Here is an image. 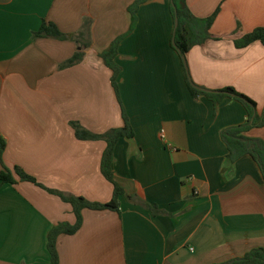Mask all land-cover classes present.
<instances>
[{"label":"crops","instance_id":"0c3cea01","mask_svg":"<svg viewBox=\"0 0 264 264\" xmlns=\"http://www.w3.org/2000/svg\"><path fill=\"white\" fill-rule=\"evenodd\" d=\"M136 1L0 0L3 163L49 189L109 203L114 185L101 171L107 143L79 140L71 123L104 134L124 127V108L135 137L114 152L113 172L126 191L121 214L84 210L79 232L59 237V264H224L264 249L263 175L250 156L229 163L222 139L247 112L232 99L215 106L191 95L173 48L171 0L143 4L119 47L120 103L100 54L129 32ZM186 1L198 18L218 11L213 40L186 55L192 81L209 91L234 88L261 114L264 46L238 49L234 41L264 27V0ZM85 19L92 22L85 59L61 70L77 43L34 33L44 21L79 33ZM246 135L264 140V127ZM76 221L70 204L32 183L0 186V264H49L50 231Z\"/></svg>","mask_w":264,"mask_h":264},{"label":"trees","instance_id":"16d2710c","mask_svg":"<svg viewBox=\"0 0 264 264\" xmlns=\"http://www.w3.org/2000/svg\"><path fill=\"white\" fill-rule=\"evenodd\" d=\"M150 0H137L129 7L132 23L127 34L118 37L112 42L111 46L100 54L105 66L112 71L111 83L120 100L119 93V78L122 73L121 66L117 63L119 55V47L122 41L131 35L138 23V12L141 6ZM171 13L176 21L179 20V25L174 33L173 48L179 52L183 68L185 71V79L191 95L198 99L206 97L214 103L215 106L220 105L226 99H232L241 103L247 112V121L240 126L232 127L222 133V139L228 148L227 160L231 164H235L240 159L250 156L259 166L264 179V140L249 138L246 134L254 128L264 127V109L261 114L258 113V104L250 97L237 92L234 88H225L220 91H201L194 88L188 78L183 56L196 46L205 44L209 40H213L210 33L217 17L218 11L208 18L196 17L187 5L186 0H171ZM92 22L84 21L82 30L75 34L63 33L56 24L44 21L40 30L34 33V39L51 38L61 41H73L78 45L77 53L63 65L61 70L71 68L84 61L85 51L91 46L90 28ZM238 49H246L255 43H261L264 46V27L257 28L252 32L244 35L242 38L234 41ZM202 88V87H201ZM204 89V88H203ZM209 91V90H208ZM124 127L112 129L104 134H93L85 130L79 123H71L76 136L79 140L84 141H105L107 149L102 158L101 171L103 176L114 185L113 199L109 203L90 202L83 197H76L66 193L52 190L40 184L34 177L27 174L22 168H8L3 163V155L6 149V142L0 138V162L2 171L0 172V186L11 184L16 185L18 182H29L37 187L45 190L51 195L59 197L65 203L72 206L76 215L77 221L74 225L63 222L55 227L49 233L47 249L50 253L51 260L49 264H59L58 240L62 235L73 236L79 232L83 225V211L86 209L93 211H112L121 214V198L126 195L125 189L116 180L113 172L114 152L118 142L122 139H133L135 132L131 126L129 117L123 108ZM151 211L153 215H158L157 207L150 205L144 206ZM224 264H264V249L258 248L250 251L244 257L232 260Z\"/></svg>","mask_w":264,"mask_h":264},{"label":"water","instance_id":"95a60500","mask_svg":"<svg viewBox=\"0 0 264 264\" xmlns=\"http://www.w3.org/2000/svg\"><path fill=\"white\" fill-rule=\"evenodd\" d=\"M178 25H179V20H178V18H176V21H175V32H176V30H177V28H178ZM183 61H184L185 68H186V71H187V75H188V78H189V81H190L191 85H192L194 88L198 89V90L206 91V92H210V91H208V90H206V89H203V88H201V87H199V86H197V85L194 84V82H193L192 79H191V75H190L189 67H188V64H187V59H186L185 56H183Z\"/></svg>","mask_w":264,"mask_h":264},{"label":"rangeland","instance_id":"374dc122","mask_svg":"<svg viewBox=\"0 0 264 264\" xmlns=\"http://www.w3.org/2000/svg\"><path fill=\"white\" fill-rule=\"evenodd\" d=\"M205 89V88H204Z\"/></svg>","mask_w":264,"mask_h":264}]
</instances>
